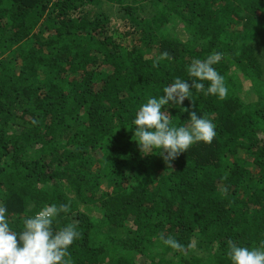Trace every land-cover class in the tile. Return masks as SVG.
<instances>
[{"label": "trees", "instance_id": "1", "mask_svg": "<svg viewBox=\"0 0 264 264\" xmlns=\"http://www.w3.org/2000/svg\"><path fill=\"white\" fill-rule=\"evenodd\" d=\"M214 52L227 98L162 107L211 119L213 142L142 155L139 107ZM0 202L16 231L70 204L53 223L81 233L70 264H230L229 240L259 246L264 0H0Z\"/></svg>", "mask_w": 264, "mask_h": 264}, {"label": "clouds", "instance_id": "2", "mask_svg": "<svg viewBox=\"0 0 264 264\" xmlns=\"http://www.w3.org/2000/svg\"><path fill=\"white\" fill-rule=\"evenodd\" d=\"M163 56L167 58L168 53ZM222 57L223 53L214 52L203 60L194 59L187 68L191 84L176 77L174 82L163 88V95L152 96L139 107L131 125L136 126L134 140L142 155L153 154L152 150L157 149L155 154L170 164L193 144L213 142L217 132L211 119L190 112L188 123L178 126L172 122V116L162 111V107L170 102L172 107L181 105L185 98L191 99L193 89L204 96L226 99L229 88L225 77L214 67ZM69 211L70 204L67 203L46 205L34 215L26 216L21 230L16 231L10 224L7 207L0 202V264H70L69 247L81 237V233L75 223H68L58 230L53 228L54 220ZM162 240L174 250H184V246L173 237H162ZM227 243L226 255L230 264H264V241L256 247L241 246L231 240Z\"/></svg>", "mask_w": 264, "mask_h": 264}, {"label": "rangeland", "instance_id": "3", "mask_svg": "<svg viewBox=\"0 0 264 264\" xmlns=\"http://www.w3.org/2000/svg\"><path fill=\"white\" fill-rule=\"evenodd\" d=\"M109 30H110V29H109ZM109 32H110V31H109ZM139 262H141V263H142V262H143V259H142V258H140V259H139Z\"/></svg>", "mask_w": 264, "mask_h": 264}]
</instances>
